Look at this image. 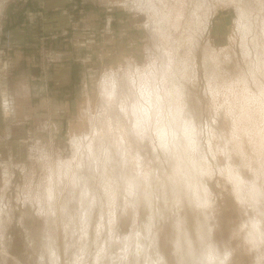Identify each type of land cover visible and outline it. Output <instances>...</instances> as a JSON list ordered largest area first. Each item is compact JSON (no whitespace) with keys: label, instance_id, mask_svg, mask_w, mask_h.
<instances>
[{"label":"clouds","instance_id":"1","mask_svg":"<svg viewBox=\"0 0 264 264\" xmlns=\"http://www.w3.org/2000/svg\"><path fill=\"white\" fill-rule=\"evenodd\" d=\"M0 264H264V0H0Z\"/></svg>","mask_w":264,"mask_h":264}]
</instances>
